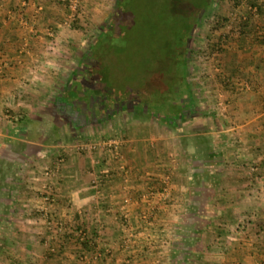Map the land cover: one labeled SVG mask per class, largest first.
Instances as JSON below:
<instances>
[{
  "label": "crops",
  "instance_id": "0c3cea01",
  "mask_svg": "<svg viewBox=\"0 0 264 264\" xmlns=\"http://www.w3.org/2000/svg\"><path fill=\"white\" fill-rule=\"evenodd\" d=\"M224 1L222 22L193 23L190 81L153 116L76 74L86 39L49 33L60 0H0L1 255L17 236L37 252L19 264H264V0ZM79 136L119 139L122 158L76 151ZM165 175L167 199L144 197ZM43 211L83 238L64 229L51 256Z\"/></svg>",
  "mask_w": 264,
  "mask_h": 264
},
{
  "label": "rangeland",
  "instance_id": "374dc122",
  "mask_svg": "<svg viewBox=\"0 0 264 264\" xmlns=\"http://www.w3.org/2000/svg\"><path fill=\"white\" fill-rule=\"evenodd\" d=\"M60 1L62 2L61 5L65 9L64 11L68 16L69 11L65 6L67 0ZM118 1L119 0H80L79 6L76 10V17L70 26V30H73L74 35L86 39L83 42V47H81V45H78V47L79 49L86 48V51H88L87 49L96 45L97 43H100V41L106 44L103 42L104 37L101 35V33L105 32V30L107 32L108 28L110 27V22L113 21L116 29L119 31L117 35H109L107 33L105 34L107 43L109 40L112 41V43L106 46L105 52H102L101 55L105 56L107 66H111L115 72L114 74L106 72L107 66H105V64L101 67L102 69L97 70V73L100 72V89L104 86H108V84L104 82L105 80L108 82H111L112 80V82L109 83L110 88H113L117 93H122L123 88H128L129 90L131 89L132 93L128 90L124 92L126 95L129 94V97H140V94L137 93L138 90L144 94L146 93L147 95L150 93L151 96H149V99L152 100V107H158L148 109L147 111H158V109H160L161 102L164 101L163 98L165 99L171 95L170 89L172 86L169 87V85H167V80L172 75L171 72L173 68L170 69V66L173 67L174 64L172 65L171 60L176 52L175 48L177 46V42L179 40L178 37L180 34L179 27H181V24L183 25V19L185 15H187L188 18L190 13L195 14L197 11L196 14H198V18H201V20L210 22L212 24H217L218 22L220 23L222 22L223 16L216 10H219L218 8L220 7H224L225 1L124 0L125 3L123 5L120 3L117 16L114 18V20H112L116 8L118 7ZM208 2L209 4L206 6L207 9L205 8L200 13H198L200 11L199 8L201 6H205ZM260 2L262 3L263 1L260 0ZM91 8H93L92 12L90 11ZM95 9H97V11ZM193 23L194 21L192 20L188 24L192 25ZM64 26L54 27L49 30V33L56 34L58 36L61 34L67 35V33L64 34L63 32H60L61 30L64 31V29L69 28V25ZM112 30H115V28ZM196 35L197 31L193 26L188 32L186 54L184 56L186 78L189 81V78L192 76V65L195 64L196 60H198L194 58L193 53ZM78 47H74L73 51H78ZM94 48L96 49V47ZM98 49L101 50L100 48ZM98 60L100 61L102 59L99 58ZM80 61L81 59H79L77 63L74 60L73 66L75 63L77 64L76 66H78ZM100 63H102V61H100ZM175 66H178V69L180 68L179 65H176V63ZM176 81L178 83V78L174 77V82ZM114 90L113 92H115ZM124 98L127 97L124 96ZM5 113L9 114V112ZM82 137L83 136H79L76 138L77 141L75 142V145L77 142L84 140ZM75 150L79 151L76 148ZM60 154H62V151ZM57 157L61 158L60 161H63L62 155ZM51 169L55 170L47 165L43 168L42 173H48ZM44 175L48 176V174ZM45 188L50 190V186L48 187L46 185L43 187V189ZM1 207L2 203L0 202V208ZM3 208L5 207L3 206ZM52 215L53 221L59 222V226H61L59 233L61 234L65 229V225L56 217L57 215H54V213H52ZM45 216L47 215H44L43 217L44 225L47 230L45 231L47 233L44 234L45 245L50 255L56 254L59 249L57 250L51 247V242H56V235L50 231V224L46 223ZM2 237L3 238L0 240L4 239V235ZM57 237L59 238V236ZM7 240L9 241L3 240L2 242L5 244H11H7L9 249L6 253L3 252L2 255L0 253L1 262L5 261L6 259V261L8 260V263L10 264H19L18 261L20 260L35 258V254L37 252H33L32 250L24 251L18 249L19 245L15 243L16 241L19 242L17 236H13L11 238L8 237Z\"/></svg>",
  "mask_w": 264,
  "mask_h": 264
},
{
  "label": "trees",
  "instance_id": "16d2710c",
  "mask_svg": "<svg viewBox=\"0 0 264 264\" xmlns=\"http://www.w3.org/2000/svg\"><path fill=\"white\" fill-rule=\"evenodd\" d=\"M209 2L205 6H201L199 8L200 11L198 13H200L203 9H205L206 6L209 4ZM120 3L123 5L125 2H124V0H119L118 1V4H117L118 7L116 8V11L114 13V16H113V19L112 20H114V18L117 16V12L119 10ZM196 12H195V14L190 13V15H188V18H187V15H185L184 19L181 16V18L183 19V25L181 24V27H179L180 28V32H179L180 34H179V37H178L179 40H178L177 46L175 48V51H176L175 52V55L172 57V60H171V63H172V65L174 64V66L173 67L170 66V69L171 68H173V69L175 68L174 69L175 71L172 69V72H171L172 75L167 80V83H168L167 85H169V87L172 86V88L170 89L171 95L168 98L169 101H171V100L173 101V100L177 99L176 98V96H177L176 89H178L179 87H180V89L181 88L182 89H186V82H185V79H184V74H185V57L184 56L186 54V47H187L186 46V43H187L188 32L193 27V24L191 25V24H188V23L190 21H192V20L194 22L197 20V18L199 16H198V14H196ZM110 27L108 28V31L107 32L105 30V32L101 33V35L104 37L103 38V42H105L106 44H104V43H102V41H100V43H97L96 45L91 46L89 49H87L88 51H85L86 52V53H84L85 55L83 54V56H82V59H81V61L79 63V66L77 68V71H76L77 73L76 74H78V75H80L82 77V75H83L84 72H85V74H86V72H88V73H91L92 72L91 74L94 75L95 77H98V78L100 77V72L97 73V75H96L97 70L102 69L101 67L104 66V64H105V66H107V61H105L106 58H105L104 55L102 56L101 53L102 52H105L106 46L107 45H110V43H112V41H110V40L107 43V39H105L106 38V35L105 34L107 33L109 35L110 34L117 35V33L119 31L118 29H116V26L114 25L113 21L110 22ZM113 28H115V30H112ZM120 32H123V31H120ZM94 47H96V49ZM98 48H100L101 50H99ZM99 58L102 59V60H100V61H102V63H100V61L98 60ZM175 63H176V65H179V67H180L179 69L177 68L178 66L177 67L175 66ZM106 72H109L111 74H114L115 71L112 69L111 66L108 65L106 67ZM174 77H177L178 78V83H180V86L177 83V81L174 82ZM85 79L86 78L84 77L83 82H81V81H79V82L76 81V82L79 83V84L80 83H84V82L87 81V79H86V81H85ZM104 82L106 84H108L107 87L104 86L103 88L100 89V81H99V83L96 82L94 84V86H93L94 89H95V91H97V93H96V94H98L97 96H100V97H98L99 100H103V101L112 100L115 104L120 105V104H122L124 102V100L126 99V98H124V96H126L128 98L126 100H129L130 102H135V101L140 102L139 103V106L137 108L141 112H143V113L146 112L147 113L148 107H145V104L147 102L150 103L152 101V100L149 99V96H151L150 93H149V95H147L146 93L144 94L143 92H141L140 90H138L137 93L140 94L139 95L140 97H137V98L134 97V96L133 97H129V94L126 95V93H124V92H126V90H128L129 92L132 93L131 89L129 90L128 88H123L122 93H117L113 88L112 89L110 88L109 83H111L112 80H111V82L110 81L108 82L107 80H105ZM113 90L115 92H113ZM167 91H169V90H167ZM147 96H148V98H147ZM78 98H79V96H78ZM163 100H164V98H163ZM162 103L163 102H161V104ZM160 110L161 109H158V111L151 110V111H148V112L150 114H152L153 116H157V115H159ZM67 228L68 229H72L71 230V233L72 232H75L76 229H77V227H70V226H68ZM68 229L65 228V231H67ZM61 238H62V240L64 238H66L65 232H63L61 234ZM80 242L82 243V240H80Z\"/></svg>",
  "mask_w": 264,
  "mask_h": 264
},
{
  "label": "built area",
  "instance_id": "2783aa9c",
  "mask_svg": "<svg viewBox=\"0 0 264 264\" xmlns=\"http://www.w3.org/2000/svg\"><path fill=\"white\" fill-rule=\"evenodd\" d=\"M80 0H67L66 1V8L69 11L68 14V21L66 20L63 24L64 25H71L73 20L76 17V10L79 6ZM75 148L79 151H86V152H92L96 151L98 152L101 157L103 158V161L106 164H109L111 160H120L122 158L121 153V141L117 138L108 137V138H100V139H84L83 141L77 142L75 145ZM61 159V158H60ZM59 159V161H60ZM109 162V163H108ZM170 191V182H169V176L165 175L163 177L162 183L159 186L158 190H150L146 193H144L145 196H151L153 194L159 195L162 199H167V196ZM42 199L44 202H51L52 200V192L51 190H47V188L43 189L42 192ZM44 212V211H43ZM149 213L152 214V211L149 210ZM44 215L46 217V223L50 224V231L57 235L60 233L61 226H59V222L53 221V215L52 213H49V211L44 212ZM142 219H148L147 213L142 214ZM77 235L79 238H83L84 232L83 229H78Z\"/></svg>",
  "mask_w": 264,
  "mask_h": 264
}]
</instances>
